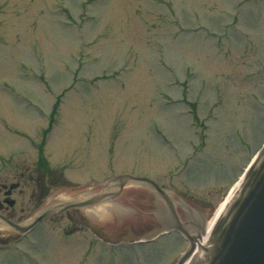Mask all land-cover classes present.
Wrapping results in <instances>:
<instances>
[{
  "label": "rangeland",
  "instance_id": "374dc122",
  "mask_svg": "<svg viewBox=\"0 0 264 264\" xmlns=\"http://www.w3.org/2000/svg\"><path fill=\"white\" fill-rule=\"evenodd\" d=\"M263 139L264 0H0L5 176L44 154L78 180L171 179L205 225ZM127 190L145 208V186ZM68 225L7 236L0 264H171L188 246L177 232L92 246Z\"/></svg>",
  "mask_w": 264,
  "mask_h": 264
},
{
  "label": "flooded vegetation",
  "instance_id": "af4514ba",
  "mask_svg": "<svg viewBox=\"0 0 264 264\" xmlns=\"http://www.w3.org/2000/svg\"><path fill=\"white\" fill-rule=\"evenodd\" d=\"M42 159L37 154V160L32 162L30 166H22L17 162L14 164L12 173L10 176H5L3 174L4 164H0V222L14 221L18 223H23L28 220V218L35 212L41 209L42 206L46 207L49 205H54L59 202V200L53 202L51 200V192L57 188H68L77 189V191L82 190V196L89 193V197H84L83 202L90 201V197H97L101 190V183L99 179H94L89 182L90 184H81L75 180H69L60 173H55V178H53L50 167L47 163L41 161ZM174 177V176H173ZM85 183V182H84ZM164 189L166 197L169 199L171 206H173L174 211L178 214L181 222L180 225L187 227L189 223L195 225V230H198L202 226L203 217L201 215L200 221L196 218V204L191 201V197L186 194L190 192L189 190H182L180 185H176L175 181L171 179L167 181L166 184H159ZM67 192V191H66ZM146 195L145 208L138 211L135 208L122 211L121 213L114 212L111 218H107L104 224L108 225V229H105L101 224L100 214L97 208L93 206L92 209L88 207L84 208H68L63 212L51 216L50 218L41 221L44 223L47 220H54L62 215H65L69 226H67L65 231H69L66 236H71L76 232H84L85 240L88 245L95 246L99 244L100 240L103 239L106 242L113 243L111 239L121 238L126 239L131 236L128 227L124 229L117 228L118 220L127 219L134 222L137 216H141L142 221L146 224L142 226L140 231L145 230L146 234H149L156 229L162 230L165 227H169L167 232H161L160 236L165 234H174L176 230V220L172 216L171 209L168 202L160 194L158 195L151 188L146 186V190L143 192ZM196 199H202L193 193H190ZM91 195V196H90ZM94 200V199H93ZM197 201V200H196ZM113 207H118V204L124 205L126 203H133V196L128 195V190L125 188L122 192L114 197ZM43 207V208H44ZM122 207H119V209ZM37 223L35 226H37ZM172 226V227H171ZM0 225V230L3 229ZM99 230L100 233L97 235L95 230ZM17 235L15 230L7 228L6 236ZM1 237V236H0ZM2 241H7L8 238H0ZM151 241L155 240L153 238Z\"/></svg>",
  "mask_w": 264,
  "mask_h": 264
},
{
  "label": "water",
  "instance_id": "95a60500",
  "mask_svg": "<svg viewBox=\"0 0 264 264\" xmlns=\"http://www.w3.org/2000/svg\"><path fill=\"white\" fill-rule=\"evenodd\" d=\"M137 179L154 184L146 177L123 175L120 185ZM238 182L196 235L193 249L194 237L191 238L195 255L189 261V249L176 264H264V146L233 196Z\"/></svg>",
  "mask_w": 264,
  "mask_h": 264
},
{
  "label": "bare ground",
  "instance_id": "6f19581e",
  "mask_svg": "<svg viewBox=\"0 0 264 264\" xmlns=\"http://www.w3.org/2000/svg\"><path fill=\"white\" fill-rule=\"evenodd\" d=\"M104 207H106V206H99V208H98V213H99V214H102V213L104 212V210H103ZM204 226H205V225H204ZM204 226H203V227H204ZM203 227H201V228H203ZM200 230H201V229H200ZM200 230H198V231L200 232ZM199 232H198V233H199ZM198 233H197V234H198Z\"/></svg>",
  "mask_w": 264,
  "mask_h": 264
}]
</instances>
